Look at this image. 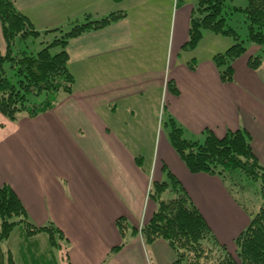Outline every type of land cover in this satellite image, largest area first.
I'll use <instances>...</instances> for the list:
<instances>
[{
	"label": "crops",
	"instance_id": "crops-1",
	"mask_svg": "<svg viewBox=\"0 0 264 264\" xmlns=\"http://www.w3.org/2000/svg\"><path fill=\"white\" fill-rule=\"evenodd\" d=\"M13 1L38 31L125 14L68 41L67 68L74 84L52 109L15 122L0 114V185L12 188L15 179L27 212L42 208L44 220L49 207L54 220L63 222L58 229L67 237L68 263L173 264L176 256L164 240L145 245L129 231L125 246L112 252L122 242L118 218L134 229L151 218L157 206L148 195L150 186L166 180L165 170L178 179L204 220L205 212L212 216L214 231L221 237L238 235L242 230L233 229L231 216L243 211L224 182L190 173L170 146L168 131H158V117L166 115L198 140L208 130L218 137L245 130L264 166V56L252 70L247 60L256 54L245 52L232 63V81L222 82L213 57L224 50L211 32L204 31L194 50L185 48L193 2Z\"/></svg>",
	"mask_w": 264,
	"mask_h": 264
},
{
	"label": "trees",
	"instance_id": "trees-1",
	"mask_svg": "<svg viewBox=\"0 0 264 264\" xmlns=\"http://www.w3.org/2000/svg\"><path fill=\"white\" fill-rule=\"evenodd\" d=\"M228 0H196L189 18L187 50H194L204 31L218 36H231L234 44L213 57L222 82L233 79L232 63L247 50L236 32L227 24L233 13H241L247 24L248 41L256 46L264 43V0H247L245 7L227 6ZM123 12L111 13L99 20L87 18L82 23L61 28L38 31L31 21L14 5L13 0H0L1 34L5 44L0 51V114L15 122L21 117L34 118L52 109L60 94H70L74 77L67 68V43L70 39L104 28L124 18ZM53 34L52 40H44ZM27 39L39 40L38 51L27 52L17 44ZM44 45V46H43ZM58 49V51H54ZM8 64L9 72L5 68ZM261 56H250L247 65L256 70ZM172 92L175 88L170 87ZM41 98L33 101V98ZM168 140L190 173H204L221 178L239 173L240 178L257 184L263 203L250 213L248 225L235 237V257L227 252L212 234L206 221L194 206L186 191L171 173L168 180L153 181L149 197L156 203V210L140 229L132 228L120 217L115 224L122 242L112 249L121 250L126 243V233L139 234L145 245L164 240L176 256L173 264H264V166L256 159L250 134L242 129L227 131L218 137L206 131L202 141L186 137L173 120L167 123ZM24 228L26 238L46 233L51 244L54 233L65 239L52 224L37 226L28 221L27 211L8 185H0V264H17L10 250H3L15 226Z\"/></svg>",
	"mask_w": 264,
	"mask_h": 264
},
{
	"label": "rangeland",
	"instance_id": "rangeland-1",
	"mask_svg": "<svg viewBox=\"0 0 264 264\" xmlns=\"http://www.w3.org/2000/svg\"><path fill=\"white\" fill-rule=\"evenodd\" d=\"M181 3L188 4L189 2H193V4H196V0H179ZM227 6L231 7H245L247 4V0H228L226 2ZM227 24L236 32L238 35V38L240 41H243V45L246 48V54L247 57L251 54H256L257 56H264V43L261 46H257L258 50H254L253 43L248 41V29L247 24L244 22V19L241 15V13H233L227 18ZM1 27V26H0ZM69 27H62L61 29L65 32ZM264 34V29L262 30ZM206 32H203V35ZM207 34V33H206ZM211 37H216L219 48H223L225 51L227 48H229L232 44H234V38L231 36H218L215 34H209ZM54 38V35L51 34L44 38V40H52ZM207 39H204L203 43H206ZM44 46V45H43ZM18 48L25 49V51H38L40 48H42V45H40L39 40H33V39H27L25 42H20L17 44ZM55 52L58 51V49L54 50ZM245 55V54H244ZM6 70L9 72L8 64H5ZM41 98H33V101H40ZM158 131H169V127L167 126L168 118L166 115H162L160 113V116L158 117ZM186 137H191L192 139H197V136L195 135H185ZM203 140V139H202ZM200 140V141H202ZM149 160V158H148ZM146 157L143 159V166H146ZM168 170H165L164 177L166 180H168ZM12 186V190L15 192L18 198L24 202H28L27 199H23V197H20V195L17 193L18 191V185L16 180L14 179V183H10ZM209 187L206 189L207 195L209 197H212L210 190H212L211 184L209 183ZM224 185L227 190V192L231 195V197L234 200V203L240 208L243 212L239 211L238 213H233L231 216V220H233L234 224V230H243L246 228V225L249 222L250 219V213L256 212L261 204L263 203L262 196L257 191V184L251 183L250 181L244 180L240 178L239 173H233L230 175H227V178L224 180ZM24 196V195H21ZM30 202V207L32 208V203ZM23 203V202H22ZM27 204V203H24ZM49 207L44 208L43 212L46 214L44 220H40V216L42 215V208H40V212H27L28 214V221L34 225L37 226H47L48 224H52L55 228H58V225L63 226L62 221H55L54 216L52 214L51 210H48ZM33 210V209H32ZM227 213H230L227 212ZM206 216V223L208 227L210 228L212 234L214 235L215 239L220 242L221 244H224L226 247V250L228 253L233 255V258L235 257L236 252V245H235V237H232L231 235H226L225 237H221L217 231H214L216 228L214 226L215 222L210 214L205 212ZM54 217V218H53ZM66 237V236H65ZM67 239V237H66ZM66 239H60L58 233H54V239L53 242L55 244H51L50 240H48V236L46 233H39V235L35 237L26 238L24 236V228L21 225H17L13 228L12 233L10 234L9 238L7 240H4L1 243V246L3 250H10L15 262L17 264H69L67 259V251L66 248H69Z\"/></svg>",
	"mask_w": 264,
	"mask_h": 264
}]
</instances>
